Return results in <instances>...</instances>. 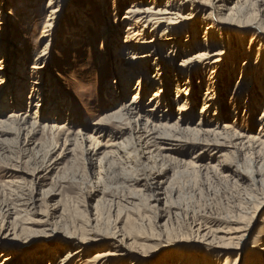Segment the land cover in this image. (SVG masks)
I'll return each instance as SVG.
<instances>
[{"label": "rangeland", "instance_id": "obj_1", "mask_svg": "<svg viewBox=\"0 0 264 264\" xmlns=\"http://www.w3.org/2000/svg\"><path fill=\"white\" fill-rule=\"evenodd\" d=\"M49 1L9 0L10 9L14 12L9 22L11 30L7 35L0 36L10 51L5 65L11 69H7L5 86L13 87L17 78L18 83L30 78L32 68L49 40L41 39L50 14L47 7ZM98 1L91 0V8L86 6V0H70L69 10L60 17L58 25L51 32L52 41L48 55H45L50 72V79L46 76L50 80L48 84L58 90L44 93V108L34 107L39 104L38 101H32L30 105L26 101L21 111L15 110L20 114L29 109L34 116L35 110L40 109L43 115H50L55 123L57 118L52 116L51 107L46 108V104L53 102L54 95L60 96L71 104V108L62 106L60 109L64 113L70 111L77 123L68 130V133H74V141L69 142L70 133L66 138V134L47 131L34 136L32 145V142H28L31 136L26 138L30 134L20 136L15 126H0V132H3L0 133V234L5 238L4 245L0 246V254L5 249L14 250L16 254L25 250L17 264H59L67 251H76V245L68 242V250L63 240L66 234L73 233L96 240L88 248L90 258L86 257L85 260H92L96 252L111 251L116 254L105 264H183L188 256L222 259L225 255L217 249L208 251L205 241L194 243L199 241L195 239L198 235L196 230L202 227L201 233H208V238H218L217 242H221L226 234L236 232L239 222L244 220L245 224L249 223L260 199L264 198V146L247 150V160L232 148H225V156L219 158L220 154L213 155L211 152L200 155L201 150L191 146L181 153L171 154V158H157L156 161L154 158L142 160L139 154L130 150L131 158L120 159L123 153L117 164L110 166L108 173L99 172L98 162L95 168H90L84 155L90 145L85 147L79 141L78 134L88 135L91 133L88 129L95 122L115 111L108 107L102 95L104 84L112 83L115 79V62L110 52L112 46L109 49L102 44L106 34L110 42H117L118 45L123 42L125 29H122L120 22L128 7L125 0H117L122 7L119 6L121 10L114 21L111 6L108 16L100 10ZM199 1L207 4L206 0ZM245 1L251 15L248 18L235 16L230 21L233 25L222 26L224 35L213 40L219 41L227 53L225 62L221 64L223 84L219 86L220 89L224 88L219 98L223 111L221 123H230L237 131L247 129L251 130L252 135L260 136L264 91L260 104L255 105L257 102L254 100L259 94L258 89L264 90V59L256 56V49L262 44L264 46V0ZM85 8L90 10L87 12V26L83 28L74 13L84 12ZM201 18L203 14L197 18V25L192 23L190 29L184 32L188 35L197 33L200 43L208 41L204 27L198 23ZM181 59H176L171 72L178 67ZM18 67H22L19 73L16 70ZM243 70L245 76L241 73ZM18 74L20 77L25 75V80ZM156 74L151 70L149 77L154 78ZM203 74L205 79L211 77V69ZM194 80L198 82L196 77ZM137 81L138 78H135L132 86L137 87ZM177 85L181 94L186 88L182 87V82H172L170 88H173L168 91L170 100L164 103V107L169 105L164 110L173 115L172 123L178 121L176 105L181 104V96L176 92ZM250 86L257 93L241 96L242 90ZM25 88L23 94L27 100L32 92L30 85ZM155 91L158 88L150 90L147 87L145 95L141 91L143 105L148 103ZM205 91L203 87L195 96L192 108L198 120ZM134 93L129 95V101ZM9 97L7 95L6 99ZM166 98L163 97L162 101ZM250 98L255 106L251 114L244 106ZM12 110L7 111L5 118ZM59 122L63 124L65 120ZM114 124L110 123L109 128L114 129ZM123 138L127 139L128 135L125 134ZM188 138L190 141L196 139L194 135ZM98 140L103 144L108 141L107 138ZM238 166L249 177L260 173L263 185L254 186L250 180L237 177L234 170ZM154 178L163 182L162 192L165 193L158 196L160 203L155 202L157 196L150 188ZM35 198L37 203L30 205ZM263 226L264 223H259L253 229L249 239L251 246L258 245L262 239L264 242Z\"/></svg>", "mask_w": 264, "mask_h": 264}, {"label": "bare ground", "instance_id": "obj_2", "mask_svg": "<svg viewBox=\"0 0 264 264\" xmlns=\"http://www.w3.org/2000/svg\"><path fill=\"white\" fill-rule=\"evenodd\" d=\"M86 1V6L91 7V0ZM125 1V3H128V7L120 22L122 29H125L123 42L119 43V45L116 44L117 42H110L111 40H107L108 35L106 34L102 44L103 47L109 49L112 46L110 52H112L115 62L114 78L117 80L115 81L113 78L114 81L112 83L108 82L104 84L102 95L107 101L108 107L115 109V111L112 110L114 111L112 113L109 110L111 114L106 115L95 122L90 129L87 128L91 132L88 135H80L81 133L78 131V137L80 138L79 141H81L85 147L90 145L88 146L90 148H86L84 152V155L87 158V164L90 168H95V164L98 162L100 168L99 172L104 174L107 171L108 173L110 166L117 164L118 158L123 153L124 156L122 155L120 159L126 160V158H131L132 151L130 152V150L139 154V158L142 160L149 161L148 159L154 158L156 161L157 158H162L164 160L171 158V154L181 153L183 149H190L191 146H195V149L201 150L200 155L211 152L213 155L220 154L219 158L225 156L223 154L225 148H232L240 157L247 160L249 156H247V154L245 155L247 150H250V148L253 147L260 148V146H264V107L260 117V136L252 135L253 133H251V130L247 129H245L244 132L237 131L234 125H231L230 123H221L223 111L219 104V98L223 95L224 88L221 87L220 89L219 86L223 84V82H221L223 80V72L221 73V67L223 65L221 66V64L225 60L227 53H225L226 51L222 48L223 46L219 41L216 42L213 40L217 39V36L224 35V32H222L224 30L222 26L233 25L231 22L235 16H246L248 18V16L251 15L246 8V1L206 0L207 4L200 2L199 0ZM98 2L100 10L108 16V10H110L109 6H111L115 21L121 10V4L119 5L117 0H99ZM69 4L70 0H50L47 5L48 9H50V14L48 15L47 24L42 31L41 39L49 40L45 44L38 62L32 68V72L29 76L30 78L28 77V80H32L31 83H29L30 81L27 79L26 81L22 80L23 82L21 83L23 84L18 83L17 78L13 87L11 85L5 86L3 84L7 79V69L10 68V66L8 68V66L5 65L6 58L10 55V51L9 47L6 46V42L0 38V126H15V129L20 136H23L25 133L27 135L30 134L29 136H26V138L31 136L32 139L28 140V142H32V145L35 142L33 141L34 136H38L42 134V132L47 131L61 133L63 135L66 134V138L71 134L69 142L74 141L75 139L72 137L74 133L69 132V134L68 130L70 131L77 123L70 111L67 110V112L65 111L64 113L60 109L62 106H68L71 108V104L58 95H54L55 99L53 102L46 104V108L47 106L51 107L52 116L57 118L55 119L57 121L55 123H53L50 115H43V111H40V109L39 111L35 110L34 116L29 109L20 114L15 112L17 109H20L21 111V107L25 105L26 101L29 105L32 101H38L37 103L39 104H36L34 107H36V109L44 108L45 105H42L45 102L44 93H51L58 90L53 87V85L48 84L50 80L48 81L46 76L48 75L50 79V72L45 55H48L52 41L51 32L58 25L60 17L65 14L66 10H69ZM9 5V0H2L0 6L1 37L7 35V32L11 30L9 28V22L12 19L14 12L10 9ZM88 9L90 10V8ZM89 10L85 8L84 12L78 13V11H76L74 13L77 21L83 28L87 26L88 22L86 19ZM202 14L203 18H201L198 23L204 27L206 31L205 37H207L208 41H204V39V42L200 43L197 38V33L188 35L184 32L190 29L192 23L197 25V18ZM183 38L187 39L182 43L181 40ZM260 46V48L256 49L257 55L255 53L254 55L258 58L261 57L264 59V46L263 44ZM167 50H170V52H167ZM188 50L192 53L188 54V52H190ZM193 50L196 51L193 53ZM247 55H249V53H247ZM177 58H182L181 63L174 69V72H171ZM248 65L253 67L250 63H248ZM21 69L22 67H18L16 70L19 73ZM207 69H211V77L205 79L203 78V72ZM151 70H154L157 73L154 78L149 77ZM241 73L244 75L245 71L243 70ZM18 75L20 77V74ZM21 76L24 77L25 75L22 74ZM23 77L20 78L23 79ZM195 77L198 80L196 83L194 80ZM135 78H138L137 87L132 86V82ZM242 79L244 80V78ZM174 81L175 84L182 82V87H186L181 94L180 87L178 85V87L176 86V92L181 96V104L176 105V115L178 116V121L176 123H172L173 115L170 114V111L165 113L166 111L164 110V108H169V105L164 107V103H166L167 100H170L168 91ZM251 82H253V80H251ZM28 85H30L32 93H30L31 96L29 95L28 99L25 100V95L23 94V91L25 90H23V87L25 88ZM251 86H254V84ZM251 86L248 88L246 87L242 90L243 92H239L240 95H245L247 97L253 93L256 94L257 92H255V88ZM147 87L150 90L158 88V91H155L148 103L143 105L142 95L143 93L144 95L146 94ZM203 87H205L206 91L203 94L202 101L204 104L198 113V120L196 119L192 108L196 101L195 96L199 94V91ZM25 89L28 90L27 88ZM258 90L259 94H257V99L254 100L257 102L255 105L260 104L262 100L261 95L264 91L263 88H259ZM133 91L135 93L129 101L128 97ZM7 95L11 96L8 100L6 99ZM165 96H167V98L162 101ZM252 101L253 99L251 100L250 98L246 105H244L249 114L255 109L254 102L252 103ZM11 108L14 111L12 110L8 117L5 118V114ZM62 119L65 120L63 124L59 122L62 121ZM112 122L115 123L113 126L116 125L114 129L109 128V124ZM125 134L128 135L127 139L123 138ZM189 135H194L196 139L190 141L191 139L188 138ZM98 138H107L108 141L106 144H103ZM211 158H214V156ZM261 162L263 163V161ZM234 173L240 179L250 180L254 186L263 185L262 175L258 172H256L254 176L251 177L250 175L249 177V174L247 173V175L245 171L241 170L238 166L236 170H234ZM98 180H100L99 177ZM156 180L157 179L155 178L152 179V181L150 180V188L154 191V196H157V198H154L155 202L160 203L161 198L158 196L164 195L165 192H162L163 182L158 181L159 179ZM260 200L261 201H259L257 207L255 206L256 210H254V214L249 218V223L245 224L244 220L241 222L238 221L240 225L236 232L231 235L226 234L225 237L221 238L223 239L221 242H217L218 238L217 240H215L216 238H208V233H201L200 229L202 227L196 230L198 235L195 239L199 241L194 243H202L205 241L204 244L207 246L208 251L217 249L219 253L225 255L222 259L216 260L212 258L213 256L210 258H207V256L206 258L188 256V259H186V262L184 263L264 264L263 239L259 240V243L256 246H251V243L249 242L255 226L259 223H264V217H261L262 212L264 211V198ZM37 201L38 200L35 198L30 205H34ZM63 240L66 242L64 243L67 248L68 242L76 245V251L72 252L68 248L69 251H67L65 256L60 259L59 264H105L112 257H116V254L111 251H104L96 252L92 257V260H85L86 257L90 258V256L87 255L88 248L91 243L96 241L95 239H89L83 235L78 236L77 234L72 233L66 234V236L63 237ZM200 240L202 242H200ZM4 243L5 238L0 234V246L4 245ZM1 253L0 264H17L21 258V254L25 253V250L23 252L19 251L18 254H16L14 250L10 251L5 249L2 250Z\"/></svg>", "mask_w": 264, "mask_h": 264}]
</instances>
